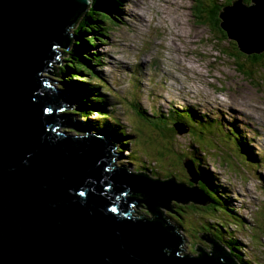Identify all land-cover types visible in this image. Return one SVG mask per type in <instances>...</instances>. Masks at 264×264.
I'll return each mask as SVG.
<instances>
[{
	"label": "water",
	"instance_id": "1",
	"mask_svg": "<svg viewBox=\"0 0 264 264\" xmlns=\"http://www.w3.org/2000/svg\"><path fill=\"white\" fill-rule=\"evenodd\" d=\"M88 3L0 0V264H233L216 244L178 256L181 238L158 211L207 203L191 161L193 187L113 166V137L63 112L81 90L47 84ZM218 17L239 52H264V0H235Z\"/></svg>",
	"mask_w": 264,
	"mask_h": 264
},
{
	"label": "rangeland",
	"instance_id": "2",
	"mask_svg": "<svg viewBox=\"0 0 264 264\" xmlns=\"http://www.w3.org/2000/svg\"><path fill=\"white\" fill-rule=\"evenodd\" d=\"M125 2L126 0H123L120 7V23H114L115 27L109 24L112 27L105 29V42L97 43L94 50L101 55H98V68L102 69V75H98L114 88L110 94H105L107 101L112 105L113 113L118 114L122 125L127 128L130 124L132 137L137 141L141 158L156 164L153 168L164 178L169 173L160 168L162 158L165 166L170 167V175L175 177L174 180L170 176L171 182L179 186L193 187L194 184L183 166V160L172 161L169 152L166 153L157 146L162 144L161 140H170V137L175 140L172 142L177 143L175 148L183 145L187 153L190 146L195 148L200 145L196 135H188V129L183 123L174 121L175 132L168 119L160 118L159 110L166 114L167 111L174 112L176 109L183 111L186 107H192L202 115V120L216 117L224 127L235 122L242 134H246L253 152L264 157V77H257L260 69L253 68L252 71L256 73L254 84L244 78L243 73L235 69L234 61L221 53V49L229 48L227 42H217L213 39L216 29L212 30L198 23L193 16L194 9L200 2L207 0H130V4L126 6ZM140 17L143 20H140ZM137 19L140 20V25L144 24L138 25ZM71 29L69 33L73 32V27ZM70 49L71 46L67 49L58 48L62 54L58 56L59 64L51 65L54 71L58 72L56 69L64 67L63 60L67 59ZM43 74L51 80H56L54 85L57 88H62L59 74ZM133 74L138 77L139 82L134 80ZM135 84L140 86L137 98L142 108L150 112L151 105L154 106L151 119L134 114L132 103L125 101L127 97H135ZM74 110L71 107L63 112L75 123L90 127L97 124L95 120L98 117L94 113L81 120L78 115L73 114ZM157 120L161 122L160 129L153 125ZM249 121L254 122V126L245 124ZM155 129L159 130V137ZM149 132L150 136L147 137ZM205 137L209 139L211 151L206 152V155L201 151L204 153L201 166L215 174L217 185L226 190H220L225 192L222 195H228L231 200L236 218H242V227L236 223V226L242 229L231 226L233 228L229 231L234 232L239 247L246 253L250 264H264V162L256 171H245L240 165L234 164L224 145L220 146L218 141L216 143L208 135ZM153 139H157V145H151L149 141ZM132 148L135 149L134 146ZM112 153L116 154L112 159L113 165L128 172L133 171L132 164L126 163L128 154L125 150L119 154L115 148ZM148 167L151 168L150 165ZM153 176L157 177L155 174ZM169 203L171 212L162 207L159 208L160 212L175 222L180 216L187 225L183 232L179 229L185 240L180 243L179 248L182 251L178 253L195 255L196 247L209 251L212 243L200 231L201 216H190L196 213H192L190 208L184 209L193 203ZM179 209H183L188 215H183L184 211ZM200 237H204V240Z\"/></svg>",
	"mask_w": 264,
	"mask_h": 264
},
{
	"label": "trees",
	"instance_id": "3",
	"mask_svg": "<svg viewBox=\"0 0 264 264\" xmlns=\"http://www.w3.org/2000/svg\"><path fill=\"white\" fill-rule=\"evenodd\" d=\"M220 1L221 2H219V0H207V2H200L194 9L193 16L201 25L209 27L212 30H214V28L216 29L215 35H213V37H215L212 38L217 42L226 41L227 47H229L228 49H221V53L227 55L231 60H233L236 66L235 69L242 72L244 78L253 83V79L256 78H254L256 73L252 71L253 68L260 69L257 77H264V52L260 54L245 55L239 52L234 41L226 37L225 33L219 27L221 19L218 15L223 12L224 8L232 4L233 0ZM243 2L249 4L250 0H243ZM121 6V0H89L86 11L79 17L82 18V20L79 22L78 18L77 24L75 25L76 28L74 27L75 29L73 28V32L71 33V41L69 44L71 49L68 53L67 59L63 60L65 64L64 67L56 69L59 73L54 70H52V73L60 75L62 88H69L71 85H78L81 87L84 97L83 100L75 106V112H73V114L78 115L81 120L91 116L92 112L97 114L99 124L97 123L95 127L98 128V130L100 129L99 131L105 132L113 137V141L118 145L119 153H123L124 150L127 152L128 159L126 163H130L134 167L131 173L143 177L149 176L152 178L154 177L153 174H155L157 177H154L153 179H157L162 182L172 179L170 176L175 180V177L170 175L172 173L169 171L170 167L167 168L165 166V162L160 157L162 154L158 156L161 158L162 162L160 168L166 173H169V175L164 178L160 177L158 175V171L153 168L157 166L156 164L153 165L141 158L142 156L140 155L141 153L139 147L137 146V141H135L132 137V128L129 126L130 124L127 126L129 130L128 135L127 131H125V127L123 128L121 125L118 114L113 113V109L111 108L112 105L107 101V97L105 96V94H110L114 88L98 75L101 73L95 70L96 66L99 64L98 62L100 61L98 56L100 54L94 50V47L97 43L102 44L105 42L107 38L105 35L106 28L112 26L115 27L116 25L114 23H120L119 20L121 18L119 17V13L121 12ZM109 24L112 26H109ZM83 73L87 75H81ZM83 76L88 79H81ZM133 76L135 78L134 80H139L138 77L136 78L135 74H133ZM134 90L135 97H132L131 99H129L130 97H127L125 101H130L132 103V112L134 114H139L140 116L151 119L152 108H154V106L151 105L149 110L150 112H148L147 109H143L142 104L138 102L137 98L140 86L135 84ZM170 109H172V106ZM107 110H110V113H108ZM159 111L160 118L168 119L170 126L174 131V123L180 121L187 127L188 135H196L198 142L200 143V145L195 148L190 146V151L187 153L184 151L183 148L185 146L183 145H179L180 147L178 148L174 147L177 143L172 142V140L175 141L172 137H170V140H161L162 144L158 145L157 139L149 141L152 143L151 145H157L160 150L166 153L169 152L173 158L172 161H191L198 175V182L196 186L203 193L207 203L203 206L191 204L189 206H185L184 209L190 208L192 213H196H191L192 215L190 216H195L197 214L201 216V222L199 225L200 231H202L204 236H207L208 239L214 243V245L216 244L219 246L223 251L224 256L232 259L233 264H250V261H248L249 259L246 258V253L239 247L240 245L238 239L234 236V232L229 231L233 228L231 226L239 228L236 226V223L242 227V218L240 217L239 220L236 218L237 215L234 212L235 210L233 209L232 203H230L231 200L228 195H222L225 192H221L220 190L225 189L217 185L215 174L207 171L201 166V158L203 157L202 154H204L201 151L205 152L204 155H206V152L211 151V147H209L208 143L209 139H206L205 137L208 135L216 143L218 141L220 146L224 145L225 151L230 152V156L233 158L234 164L240 165L245 171L248 169L249 171H256L260 165H262L264 159L254 154L252 150L253 148L248 143L247 138L242 136L235 123L233 126L227 124V127H224L221 121H218L216 117H213L212 119L208 118L207 121L202 120V115L198 114L192 107H187L186 109H183L182 112L177 109L174 112L167 111L166 114H163L162 110ZM153 125L157 129H160L162 126L161 122H158V120ZM139 128L144 130L142 127ZM157 129L155 130L157 131ZM150 133L151 132L147 133L146 136L149 137ZM149 142L146 141L147 144ZM132 146H134L135 149H133ZM158 151L159 150H157V152ZM225 163H227L226 160ZM148 165H150L151 168H149ZM182 186L187 187L188 185ZM179 210L184 211L183 209ZM198 210L200 211L199 213L196 212ZM183 215H188V213L184 211ZM136 216L142 217V215L139 214ZM163 217L167 223L173 227L176 235L182 240L183 237L179 229L187 228L186 222L181 219L180 216H178L179 219H176L178 220L176 222L171 217L166 215ZM211 250L203 252L209 253ZM178 255L187 256L183 253H178Z\"/></svg>",
	"mask_w": 264,
	"mask_h": 264
},
{
	"label": "clouds",
	"instance_id": "4",
	"mask_svg": "<svg viewBox=\"0 0 264 264\" xmlns=\"http://www.w3.org/2000/svg\"><path fill=\"white\" fill-rule=\"evenodd\" d=\"M233 1H235V0H233ZM231 5V4H230ZM230 5H228V6H230ZM67 49V48H66ZM52 65V64H51ZM51 65H50V67H51ZM54 70V69H53ZM84 77V76H83ZM47 78L49 79V80H51L48 76H47ZM86 79H88V78H86L85 77V80ZM52 81H54V82H57L56 80H52ZM47 84L50 86V87H52L53 89H55V88H57L54 84L55 83H53V82H47ZM58 84H59V82H58ZM61 86H62V82H61ZM76 86V88L77 89H79V90H81V92H82V100H83V90L81 89V87L80 86H78V85H71L69 88H61V89H63V90H71L72 88H74ZM58 88H60V86L58 87ZM77 104H79V102L77 103ZM75 104H73V106H72V108H75ZM94 113V112H93ZM110 113V112H109ZM95 114V113H94ZM95 116L97 117V114H95ZM96 121V120H95ZM94 128L96 129V130H98L95 126H94ZM99 131V130H98ZM99 132H101V131H99ZM101 133H105V132H101ZM107 134V133H106ZM115 148V147H114ZM114 155H116L115 153H114ZM115 157V156H114ZM113 161V160H112ZM112 161H111V164L113 165V163H112ZM121 165V164H120ZM113 166H115V165H113ZM116 167V166H115ZM117 168H119V167H117ZM127 171V170H126ZM131 173V172H130ZM133 174V173H132ZM147 178H149V177H147ZM150 179V178H149ZM157 181V180H156ZM159 181V180H158ZM178 203V202H177ZM169 207H170V203H169ZM160 208V207H159ZM158 208V211H159V213H160V215L163 217L164 215L160 212V209ZM163 219H164V217H163ZM165 220V219H164ZM166 221V220H165ZM176 226H177V224H176ZM182 232H183V229H180ZM182 232H181V234H182ZM183 237V239H185L184 238V236H182ZM204 237H207V236H204ZM204 237H202V238H204ZM201 238V237H200ZM201 238V239H202ZM208 238V237H207ZM206 238V239H207ZM182 239V240H183ZM182 240H181V242H182ZM204 240V239H203ZM211 243H212V245L214 244L211 240H209ZM211 250V249H210ZM209 250V251H210ZM196 251V250H195ZM208 251V250H207ZM199 254H200V251H197L196 252V254L195 255H191V257H196V256H199ZM188 255V254H187ZM178 256H180V255H178ZM180 257H182V256H180Z\"/></svg>",
	"mask_w": 264,
	"mask_h": 264
},
{
	"label": "bare ground",
	"instance_id": "5",
	"mask_svg": "<svg viewBox=\"0 0 264 264\" xmlns=\"http://www.w3.org/2000/svg\"><path fill=\"white\" fill-rule=\"evenodd\" d=\"M127 4H130V0H126V2H125V6L127 5ZM140 20H143V18L142 17H140ZM140 20L139 19H137L136 21H137V24L138 25H140L139 23H140ZM144 24V23H143ZM142 24V25H143ZM142 25H140V26H142ZM174 26V25H173ZM135 28H137V26H135ZM184 29V28H183ZM106 56V55H105ZM99 66H96V71L97 72H99V73H101V75H102V72H100L102 69L101 68H98ZM93 113V112H92ZM121 122V121H120ZM95 123H98L99 124V122H98V120L95 122ZM253 123L254 122H252V121H249V122H247V123H245L246 125H249V126H254L253 125ZM121 125H122V123H121ZM123 126V128L125 127L124 125H122ZM225 127H227V126H225ZM98 129V128H97ZM100 130V129H99ZM112 130V129H111ZM125 131H127V133H128V128H126L125 127ZM248 131H250V130H248ZM128 135H129V133H128ZM243 137H245L246 136V134L245 135H242ZM115 148L118 150V145L115 143ZM253 150V149H252ZM119 154H121V153H119ZM223 188V187H222ZM226 191V190H225Z\"/></svg>",
	"mask_w": 264,
	"mask_h": 264
}]
</instances>
